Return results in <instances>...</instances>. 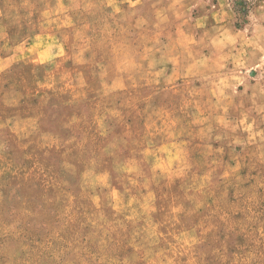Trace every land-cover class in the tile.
Returning a JSON list of instances; mask_svg holds the SVG:
<instances>
[{
    "label": "rangeland",
    "instance_id": "374dc122",
    "mask_svg": "<svg viewBox=\"0 0 264 264\" xmlns=\"http://www.w3.org/2000/svg\"><path fill=\"white\" fill-rule=\"evenodd\" d=\"M0 264H264V0H0Z\"/></svg>",
    "mask_w": 264,
    "mask_h": 264
},
{
    "label": "trees",
    "instance_id": "16d2710c",
    "mask_svg": "<svg viewBox=\"0 0 264 264\" xmlns=\"http://www.w3.org/2000/svg\"><path fill=\"white\" fill-rule=\"evenodd\" d=\"M236 5H239V7H237L236 9V12L237 14L240 16V17H243L245 16L247 13H246V10H247V6H246V3H243V2H237Z\"/></svg>",
    "mask_w": 264,
    "mask_h": 264
}]
</instances>
